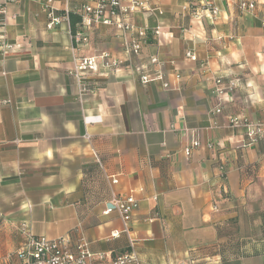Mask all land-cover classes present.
Listing matches in <instances>:
<instances>
[{"label": "crops", "instance_id": "crops-1", "mask_svg": "<svg viewBox=\"0 0 264 264\" xmlns=\"http://www.w3.org/2000/svg\"><path fill=\"white\" fill-rule=\"evenodd\" d=\"M212 1V23L190 18L186 0L134 14L148 35L128 57L133 33L98 25L74 51L68 24L48 30L38 1L0 0L15 47L0 53V264L13 263L22 223L49 239L83 234L100 264L130 252V240L138 264H264V238H250L264 234V138L248 144L228 120L264 123V0L252 12ZM101 51L124 66L88 75L79 101L73 57ZM158 71L163 81L141 83ZM217 78L235 87L214 116ZM114 194L138 201L129 236L104 213Z\"/></svg>", "mask_w": 264, "mask_h": 264}, {"label": "built area", "instance_id": "built-area-1", "mask_svg": "<svg viewBox=\"0 0 264 264\" xmlns=\"http://www.w3.org/2000/svg\"><path fill=\"white\" fill-rule=\"evenodd\" d=\"M15 1V0H11ZM43 7L47 19V29L56 28L61 23H67L69 36L72 39V49L80 51L88 44L90 33L98 25L111 27L122 34L133 33L135 37L124 41V52L131 56H140L142 46L147 40V28H137L132 23L131 17L138 12H157L162 13L163 0H60L63 11L58 13L54 3L56 0H36ZM237 9L252 12L255 9V2L252 0H230ZM189 16L192 19H206L208 22H215L217 8L212 0H186ZM80 14V23L77 30L72 33L70 21L68 19L71 5ZM5 8L0 4V53L6 55L15 49L6 37L5 32ZM154 34L158 35V29ZM185 57L194 61L192 53H185ZM151 63L157 62L156 58L150 60ZM72 69L69 74L75 80L79 101L82 100L83 93L86 91V77L88 75H106L111 71H117L124 66L123 61L114 56L111 52L101 51L89 57H73ZM162 73L156 72L153 76L141 75V83L148 84L155 80L163 81ZM235 87L234 80H229L227 85H223L220 78L214 80L213 95L216 103L211 115L221 114L225 108V101L233 93ZM163 88L167 89L168 84L163 83ZM229 120V128H244L248 144H255L264 138V123H255L246 116H232ZM87 138V136H84ZM199 142L193 138L184 149L185 155L189 156L192 149L197 148ZM221 169H223L221 167ZM115 176L111 178L114 185ZM138 207V201L134 196L112 195L109 205L104 209L106 215L117 214L123 226V233L130 234V222L133 213ZM216 209V208H215ZM21 235V245L10 256L12 264H100L104 259L103 254H93L90 243L84 235L79 233L72 239L66 235L56 239H49L45 236H35L27 224L19 225ZM116 235V233H115ZM114 236V235H113ZM134 243L130 240V252L116 256L112 264H138L137 256L133 250Z\"/></svg>", "mask_w": 264, "mask_h": 264}, {"label": "trees", "instance_id": "trees-1", "mask_svg": "<svg viewBox=\"0 0 264 264\" xmlns=\"http://www.w3.org/2000/svg\"><path fill=\"white\" fill-rule=\"evenodd\" d=\"M68 19L70 21L71 32L74 33L77 30V26L80 23V14L74 9V5H71L69 10Z\"/></svg>", "mask_w": 264, "mask_h": 264}, {"label": "rangeland", "instance_id": "rangeland-1", "mask_svg": "<svg viewBox=\"0 0 264 264\" xmlns=\"http://www.w3.org/2000/svg\"><path fill=\"white\" fill-rule=\"evenodd\" d=\"M260 218H261L260 222H262V228H263V233H264V209L262 210ZM250 238L255 239V240L262 239L264 238V234L262 236H250Z\"/></svg>", "mask_w": 264, "mask_h": 264}]
</instances>
